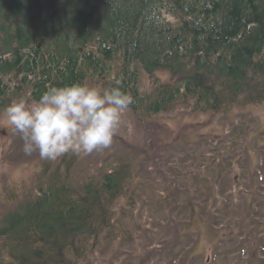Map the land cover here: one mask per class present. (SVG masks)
I'll return each instance as SVG.
<instances>
[{
	"label": "trees",
	"instance_id": "1",
	"mask_svg": "<svg viewBox=\"0 0 264 264\" xmlns=\"http://www.w3.org/2000/svg\"><path fill=\"white\" fill-rule=\"evenodd\" d=\"M138 67L165 71L173 83L138 96ZM110 75L106 89L129 94L127 111L140 120L181 103L202 113L257 104L264 99V0H0V113L18 99L38 100L50 86ZM163 180L149 187L159 194L144 204L152 202L165 220L181 195ZM135 183L129 167L81 187L66 173L61 181L55 176L0 220V264H81L102 245L125 250L137 227L124 224L133 223L132 214L116 207L133 199ZM200 208L191 212L187 235L198 232ZM175 213L178 221L183 215ZM223 228L221 235L233 230Z\"/></svg>",
	"mask_w": 264,
	"mask_h": 264
},
{
	"label": "rangeland",
	"instance_id": "2",
	"mask_svg": "<svg viewBox=\"0 0 264 264\" xmlns=\"http://www.w3.org/2000/svg\"><path fill=\"white\" fill-rule=\"evenodd\" d=\"M139 70L138 67L136 71ZM154 79L160 83L168 80L163 73L156 74ZM136 82L137 90L141 94L147 93L151 88L152 80L141 71L138 72ZM87 85L95 87L92 84ZM24 100L31 104L27 98ZM251 106L252 108H244L247 113L240 109L243 105L231 106L227 113L229 118L215 117L211 124H208L209 115L194 112L191 104L184 103L178 104L175 111L144 120L133 119L124 112L109 148L91 154L68 152L52 160L54 162L52 165H45V159H41L38 152H33L30 156L24 154L20 134L13 132L2 112L0 113V215L12 210L15 205L25 202L27 193L35 189L39 172L45 168L54 170L56 161L60 158L65 159L61 162L65 167L73 164L67 159L74 160L75 157H80L74 160L76 164H99L107 158L122 155L125 150L144 151L149 156L146 165L148 173L151 179L158 182L161 181V177L168 175L165 168L166 161L177 159L182 163V168L189 170L204 154L229 155L235 148L236 151L230 155L233 160L223 156L229 161L231 169L209 167L207 174L213 175V180H219L223 175L227 182L236 173L240 174L238 164L242 159L248 164L249 175L254 174L252 178L248 179L247 176L245 179L248 180L247 182L254 179L253 184L247 183L245 188L239 180H236L234 187L230 188L214 185L209 181L206 190L213 191L212 196L206 197L205 188H201L195 194L190 190L189 195L186 193L187 189L181 188V192L184 191L180 193V199L175 205L169 206L170 217L165 218L168 222L160 218V224L154 223L149 227L145 226L143 221L135 219L140 230L135 232V242L128 246L126 251L121 250L116 244L102 245L81 264H264V101L256 107L252 104ZM249 120H251L250 131L237 129V126ZM212 129L222 132L225 130L227 132L225 138L205 140L207 135H202L208 134ZM233 129L237 131L232 132ZM232 138H236L238 145L236 141H232ZM193 147L198 150H191ZM198 163L201 165L204 161ZM196 168L197 171H202L205 167L198 168L196 165ZM219 169L222 171L220 172ZM88 172H90L89 168H81L76 171L72 180L78 181ZM139 172L144 173V170L140 168ZM260 179L262 180L259 181ZM181 185H186V182H181ZM134 188L133 195L140 201L139 207L142 201L152 200L156 196V192L143 187L138 182L135 183ZM245 202L254 204L244 207L242 203ZM226 204L228 205L223 206ZM197 206L201 207L202 216L197 222L200 224L197 226L198 232L187 235V228L193 219L191 212ZM212 209L215 211L214 214ZM178 210L183 216L179 215L181 219L177 221L175 212ZM237 221L242 224L238 226ZM170 223L173 224L171 230ZM224 224L227 228L232 226L233 230L222 232L221 235L218 231L225 230ZM258 224H260L259 228H257ZM146 230L157 236H153L152 241H147ZM167 231H170L168 236L170 234L174 239L170 244L165 238ZM159 237H163L164 242H160ZM144 244L145 248H150L152 251L146 257L145 248H142ZM190 248L192 251L187 253ZM121 251L127 254L120 257ZM185 256L188 261L182 262Z\"/></svg>",
	"mask_w": 264,
	"mask_h": 264
},
{
	"label": "clouds",
	"instance_id": "3",
	"mask_svg": "<svg viewBox=\"0 0 264 264\" xmlns=\"http://www.w3.org/2000/svg\"><path fill=\"white\" fill-rule=\"evenodd\" d=\"M132 103L119 86L98 89L72 83L48 87L30 105L22 98L13 101L3 114L20 134L25 155L38 152L41 159L55 160L68 152L91 154L109 148Z\"/></svg>",
	"mask_w": 264,
	"mask_h": 264
},
{
	"label": "bare ground",
	"instance_id": "4",
	"mask_svg": "<svg viewBox=\"0 0 264 264\" xmlns=\"http://www.w3.org/2000/svg\"><path fill=\"white\" fill-rule=\"evenodd\" d=\"M183 261H188V260H186V256L183 258L182 262H183Z\"/></svg>",
	"mask_w": 264,
	"mask_h": 264
}]
</instances>
